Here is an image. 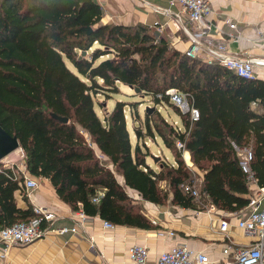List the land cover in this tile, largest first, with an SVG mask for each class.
I'll return each instance as SVG.
<instances>
[{"label": "trees", "instance_id": "16d2710c", "mask_svg": "<svg viewBox=\"0 0 264 264\" xmlns=\"http://www.w3.org/2000/svg\"><path fill=\"white\" fill-rule=\"evenodd\" d=\"M103 18L97 0H0V123L19 138L29 173L48 178L74 210L152 228L127 188L156 204L173 192L174 204L203 207L181 189L193 179L176 145L181 140L204 172L203 203L228 211L246 207L248 182L231 142L252 146V168L264 187V79L190 57L154 27ZM121 84L140 88L157 106L174 104L169 91L177 90L199 109L192 122L178 107L183 129L161 111L155 112L161 123L146 112L149 134L158 133L177 165L161 159L158 171L149 165V147L133 144L124 101L100 115L96 103H104L96 94L111 97ZM135 132L140 139L142 131ZM15 169L0 161V229L37 216L29 201L18 205L23 176L16 179Z\"/></svg>", "mask_w": 264, "mask_h": 264}, {"label": "crops", "instance_id": "0c3cea01", "mask_svg": "<svg viewBox=\"0 0 264 264\" xmlns=\"http://www.w3.org/2000/svg\"><path fill=\"white\" fill-rule=\"evenodd\" d=\"M97 1L104 9V22L125 25L142 23L151 27L155 24H164L165 30L162 35L172 45L184 52L190 47L191 41L188 35L175 24L173 15L158 12L152 6L169 8V0H159L165 3L163 5L152 3L150 0H147L148 3L140 0ZM211 3L213 8L211 19L223 31L214 33L215 39H226L232 51L245 57L264 55V49L261 46L251 44L247 40L248 37H254L258 30L264 29V0H211ZM172 10L177 11L178 7H172ZM228 17L237 21V30L230 29L226 23ZM230 31L236 35L240 34L241 38L238 41L230 39L227 35ZM257 77L264 79V68H258ZM172 117L179 128L183 129L182 117L176 112ZM160 139L163 141L161 137ZM138 141L136 137L135 144ZM146 142L148 144V141ZM164 145L166 146L165 143ZM167 148L171 151L172 157L169 158L163 154V160L177 165L174 151ZM187 152L190 162L186 159V153L183 158L188 167L192 170L199 169L194 165L190 151L187 150ZM148 163L157 171L161 168L158 162V167ZM16 169L28 171L26 156L21 166L16 165ZM32 176L39 181V187L31 197H27L28 200H25L21 191L18 190L16 192L18 205L25 208L29 201L32 205L45 207L57 215V224H78L86 228L87 232L85 234H50L28 245H13L9 248L5 258L0 256V264H113L115 262L133 264L129 258V248L134 244L145 245L149 248L148 261L150 264H157L163 251L178 244H185L192 249L206 253L212 262L229 264L234 259L235 249L249 246L254 240L238 225V216L246 212V207L239 211H228L215 205L214 209L208 210L211 202L206 199L205 206L200 209L187 208L172 202L173 192H170L165 204H156L143 199L138 191L127 188L134 202L141 205L142 212L152 221L153 227L141 228L116 224L112 228H107L103 223L105 219L98 215H87L85 220H81L80 211L74 210L70 204L59 197L48 178ZM120 177L119 179L123 182L122 176ZM203 177L204 172L202 171V180ZM247 182L249 192L244 196L249 198L261 186L258 182L248 180ZM161 186L166 189V181H162ZM224 218H227L229 222L227 231L221 230V222ZM161 231L164 234H161ZM88 235L94 238V246L91 245ZM228 244L232 245V250L225 253L224 249ZM1 250L0 246V252Z\"/></svg>", "mask_w": 264, "mask_h": 264}, {"label": "built area", "instance_id": "2783aa9c", "mask_svg": "<svg viewBox=\"0 0 264 264\" xmlns=\"http://www.w3.org/2000/svg\"><path fill=\"white\" fill-rule=\"evenodd\" d=\"M148 3L147 0H140ZM169 8L152 5L153 8L162 13L172 14L175 24L188 35L191 44L185 53L190 57H202L207 62L218 61L222 66L235 72L238 76L245 78L257 77L258 68H264V55L242 56L231 50L226 39H215L214 33L223 32L221 27L212 21L211 13L213 11L211 0H169ZM172 7H178L173 11ZM226 23L232 30H237L238 23L228 17ZM155 31L158 35L164 33V24H155ZM230 39L238 41L240 34H234L232 31L227 33ZM248 42L256 44L264 49V29L258 30L254 37H248ZM171 99L182 109V113H189L190 120L196 121L200 117V111L189 100L187 94L179 93L177 90L169 91ZM232 147L236 151L239 159V165L249 182H258L256 171L252 168L254 160V151L249 144H239L232 141ZM177 147L183 151V156L187 152L185 143L177 140ZM190 166V163H188ZM13 166V165H12ZM15 178L23 176L20 180L21 193L26 197H31L33 192L39 187V181L28 171L15 169ZM182 191L191 196L197 203L205 206L200 187L194 179L186 181L181 185ZM97 200V198H96ZM213 203L209 204L208 210L214 209ZM246 212L238 216V225L245 232L254 238L249 246L237 248L234 250V259L229 264H264V187H260L249 197ZM36 217L16 222L10 226L0 229V246L2 250L0 256L5 258L8 250L13 245H28L34 243L50 234H69L87 232L86 228L78 224H57V215L45 207L33 205ZM234 214V213H230ZM81 220H85L87 215L80 211ZM104 226L112 228L114 223L104 220ZM229 222L224 218L221 222V230L227 231ZM164 234L163 231L160 232ZM170 234H174L170 232ZM91 245L94 246V238L88 235ZM232 250V245L228 244L224 249L225 253ZM149 248L145 245L134 244L129 248V258L133 264H150ZM125 264V263H113ZM157 264H219L212 262L210 257L202 252L188 247L185 244H178L169 250H165L159 257Z\"/></svg>", "mask_w": 264, "mask_h": 264}, {"label": "rangeland", "instance_id": "374dc122", "mask_svg": "<svg viewBox=\"0 0 264 264\" xmlns=\"http://www.w3.org/2000/svg\"><path fill=\"white\" fill-rule=\"evenodd\" d=\"M152 3L165 4L159 0H150ZM155 29V28H154ZM121 92L112 94L111 97L105 95L103 92L96 94L95 99L98 102H103L104 107L96 103V108L101 116H104L107 110H112L118 100L124 101L126 103L125 113L127 114L128 128L131 132V137L133 144H135L137 134L135 133V127H138L142 131V136L139 139V143L144 151H146L145 145L149 147V155L147 156V161L158 167L157 162L152 158V154L155 156H160L163 160V154L167 157H172L171 151L164 145V142L160 139L158 133L155 136H151L146 128V111L148 107H156L152 112L151 119L153 122L157 121L161 123L159 114L155 112L162 111L161 113L168 119L174 127H178L176 120L173 119L172 115L176 112L178 113V106L175 102L174 104H163L157 106L153 98L149 95H144V93H135L134 89H131L128 85H120ZM161 109V110H160ZM180 115V114H179ZM136 134V137L134 136ZM148 141V144L147 142ZM150 145V146H149ZM25 152L22 148L17 149L8 156H6L1 162L4 164H15L21 166L24 160ZM120 179L121 177L118 176ZM192 178L196 181L197 185H201L202 181V171L200 169L193 170Z\"/></svg>", "mask_w": 264, "mask_h": 264}, {"label": "water", "instance_id": "95a60500", "mask_svg": "<svg viewBox=\"0 0 264 264\" xmlns=\"http://www.w3.org/2000/svg\"><path fill=\"white\" fill-rule=\"evenodd\" d=\"M129 87L131 89H134L135 93H141L140 88L134 86ZM155 108L156 107H148L146 112L151 113ZM53 116L63 122H68L67 117L59 116L56 113H53ZM19 148H21L19 138L16 135L10 134L0 123V161H2L6 156H8ZM152 158L155 162H158L161 157L152 154Z\"/></svg>", "mask_w": 264, "mask_h": 264}, {"label": "bare ground", "instance_id": "6f19581e", "mask_svg": "<svg viewBox=\"0 0 264 264\" xmlns=\"http://www.w3.org/2000/svg\"><path fill=\"white\" fill-rule=\"evenodd\" d=\"M186 159L190 162L189 153L186 152Z\"/></svg>", "mask_w": 264, "mask_h": 264}]
</instances>
